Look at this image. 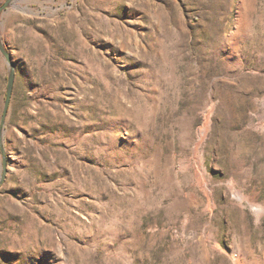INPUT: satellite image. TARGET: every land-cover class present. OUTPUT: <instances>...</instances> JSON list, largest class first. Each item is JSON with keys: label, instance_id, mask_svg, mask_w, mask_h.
I'll return each mask as SVG.
<instances>
[{"label": "rangeland", "instance_id": "374dc122", "mask_svg": "<svg viewBox=\"0 0 264 264\" xmlns=\"http://www.w3.org/2000/svg\"><path fill=\"white\" fill-rule=\"evenodd\" d=\"M0 45V264H264V0H12Z\"/></svg>", "mask_w": 264, "mask_h": 264}, {"label": "water", "instance_id": "95a60500", "mask_svg": "<svg viewBox=\"0 0 264 264\" xmlns=\"http://www.w3.org/2000/svg\"><path fill=\"white\" fill-rule=\"evenodd\" d=\"M11 1L12 0H5L0 5V11L2 9L6 8ZM0 48H1L2 52L4 53L5 57L7 58L9 65H10L8 75H7V84H6V88H5L3 109H2V113H1V117H0V135H1L2 127H3L5 119H6V115L8 112V107H9V103H10V99H11V95H12L15 73H14V68H13V65L10 61V57H9L7 51L1 45H0ZM5 172H6V165H5V161H3V170H2V173L0 175V183L4 179Z\"/></svg>", "mask_w": 264, "mask_h": 264}]
</instances>
